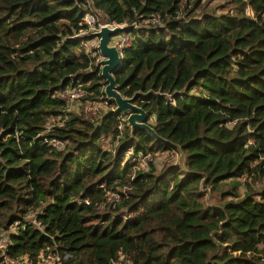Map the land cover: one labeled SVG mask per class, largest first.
<instances>
[{
	"label": "trees",
	"instance_id": "1",
	"mask_svg": "<svg viewBox=\"0 0 264 264\" xmlns=\"http://www.w3.org/2000/svg\"><path fill=\"white\" fill-rule=\"evenodd\" d=\"M209 1L0 0V264L53 247L64 264H264V0ZM94 10L125 25L114 82L161 140L84 117L105 99L76 36Z\"/></svg>",
	"mask_w": 264,
	"mask_h": 264
},
{
	"label": "built area",
	"instance_id": "2",
	"mask_svg": "<svg viewBox=\"0 0 264 264\" xmlns=\"http://www.w3.org/2000/svg\"><path fill=\"white\" fill-rule=\"evenodd\" d=\"M104 20V16L100 11H89L85 13L81 20L80 25L82 28H80L77 32L76 36H84V35H90L91 38L87 41L82 43L83 48L86 51H89L93 48L96 49L97 45V39L93 37V34L99 30V28L105 26L109 29L115 28V27H125L124 24L116 25V24H107L102 22ZM129 39L127 35H122L120 38H113L109 40V46H112L115 48L117 53L121 54V50L128 46ZM97 52V51H96ZM100 61V57L96 60ZM100 68V66H99ZM82 93L78 89H66L62 91L59 94V99L62 101H66L68 104H73ZM107 111L114 112V106L110 103H108L107 99H104L99 102L98 105L93 106H87L83 109V115L84 117H88L90 115H95L96 113H105ZM126 116H121L120 121L125 122ZM126 123V122H125ZM121 125L118 126V131H120ZM46 143L53 149H59L60 143L55 139L46 140ZM107 201H114V198L110 196V198ZM79 204V202H78ZM84 205H87V201L83 202ZM30 224L39 228L40 223L36 220L34 216L29 217ZM16 224L13 226V229H15ZM21 229L23 227L21 226ZM4 238L1 236L0 241H3ZM4 246L3 244H0V250H3ZM67 258V255H61L56 247H53L51 249H44L41 250L37 256L34 258V260H29L26 256H19L16 257L10 261H8L5 264H64L65 259ZM112 264H125L120 259H117L112 262Z\"/></svg>",
	"mask_w": 264,
	"mask_h": 264
},
{
	"label": "water",
	"instance_id": "3",
	"mask_svg": "<svg viewBox=\"0 0 264 264\" xmlns=\"http://www.w3.org/2000/svg\"><path fill=\"white\" fill-rule=\"evenodd\" d=\"M124 27L109 29L105 26L93 34L97 39L96 51L100 57V77L104 81L103 95L114 106V112L126 116V125L130 130L141 129L148 132L155 140H161L148 126L145 112L133 104V97L123 98L117 91L114 73L120 64V56L114 47L109 46V40L116 34L122 33ZM179 151V149H177Z\"/></svg>",
	"mask_w": 264,
	"mask_h": 264
},
{
	"label": "rangeland",
	"instance_id": "4",
	"mask_svg": "<svg viewBox=\"0 0 264 264\" xmlns=\"http://www.w3.org/2000/svg\"><path fill=\"white\" fill-rule=\"evenodd\" d=\"M223 0H213V1H209L204 7L207 11L213 9V8H216L218 6V3L222 2ZM123 34L122 33H119V34H116L115 36L111 37V39L113 38H120ZM109 45V43H108ZM99 103H96L94 105H98ZM181 155L179 154V151L176 149V152H172L171 154L170 153H165V154H155L153 156V164L155 167L160 168L162 165H166L167 164H180V160H181ZM143 167V165H142ZM213 202V200L211 198L208 197L207 199V203L208 204H211ZM11 230H9L10 232ZM5 243V240L3 241H0V244H4ZM124 263V262H123Z\"/></svg>",
	"mask_w": 264,
	"mask_h": 264
}]
</instances>
